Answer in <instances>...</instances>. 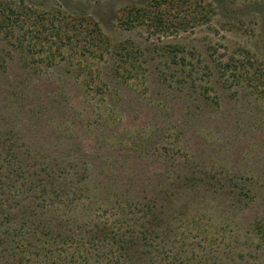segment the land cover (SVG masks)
Returning a JSON list of instances; mask_svg holds the SVG:
<instances>
[{
  "label": "rangeland",
  "instance_id": "374dc122",
  "mask_svg": "<svg viewBox=\"0 0 264 264\" xmlns=\"http://www.w3.org/2000/svg\"><path fill=\"white\" fill-rule=\"evenodd\" d=\"M5 1L89 16L108 49L131 43L140 55L133 58L136 76L120 79L109 53L81 54L80 43L63 44L45 24L19 29L23 38L15 44L0 38V232L10 227L4 220L11 215L16 221L13 215L32 213L25 205L34 206L32 187L48 181L47 174L68 177L76 169L78 185L90 192L74 195L75 211L66 205L56 213L62 221L73 218V229L130 217L132 201L174 198L172 231L204 232L196 237L203 244L211 237L223 244L216 229L234 231L236 254L253 246L264 251V240L255 244L264 235V223L255 227L264 217V194L239 209L220 189L226 179L254 181L264 192V0H189L184 9L197 11L200 21L164 31L117 21L126 4L145 0ZM166 50L187 55L191 78L187 65L165 60ZM11 153L36 160L28 158L19 170ZM49 157L60 158L64 168L51 173L56 165L43 162ZM171 182L177 197H162ZM43 190L55 206L70 203L54 197L48 184ZM192 216L200 227L186 224ZM110 261L108 255L101 263Z\"/></svg>",
  "mask_w": 264,
  "mask_h": 264
},
{
  "label": "trees",
  "instance_id": "16d2710c",
  "mask_svg": "<svg viewBox=\"0 0 264 264\" xmlns=\"http://www.w3.org/2000/svg\"><path fill=\"white\" fill-rule=\"evenodd\" d=\"M190 4L189 0H145L140 5L128 3L122 9L123 12L117 15V21L123 27L129 28L149 23L155 30L160 31L168 28L183 29L189 24L200 21V18L203 17L197 11H193L194 14L191 15V10L184 9ZM171 7L184 13L182 15L175 14L168 10ZM29 23L33 26L45 24L47 32H50L51 36L56 37L63 44L71 46L73 42L80 43L81 54L95 48L99 57L103 55V51L109 53L108 56L112 57V64H114L111 67V72L114 76H119L120 79L136 76V70L133 69L136 62L133 58L134 56L139 57V47L131 43L129 45L122 43L121 46H117L113 50L108 49L107 40L93 18L81 14L70 15L57 9L39 12L38 9L24 4L22 1L18 4L5 0L0 1V38H4L9 44H15L17 39L23 38L18 35L19 29L29 26ZM68 49L70 50V48ZM171 52L165 51V60L177 62L181 67L187 65L186 76L191 78V68L194 64L188 61L185 53L176 55L175 52L172 54ZM120 65L123 67L121 68ZM206 68L209 69L205 64L200 67L204 77L207 75ZM11 156L15 158L13 159L16 163L15 167L19 170L24 168L22 164L25 160L35 159L34 155L24 156L22 153L16 154V157L11 153ZM54 158L49 157L50 160H43L48 164L53 161V165H56L51 173L64 168L62 160L58 157ZM41 161L40 159L37 163L39 168H42ZM12 170L15 172L16 169ZM47 175L48 181L45 178L40 184L36 179L38 184L35 186L40 184V187L37 189L32 187V192L37 193L34 206H32V202L25 205L27 209L32 208V213H17V215H13L14 217L18 216L15 218L16 221L12 220V215L10 219L4 220L11 221V223L9 228L5 227L0 232V236L2 235L0 237V259L3 258V262L0 264H103L101 261L108 255L114 258V262L110 261L108 264H264V251H258L254 246L252 251L247 253L240 251V254H236L233 251L235 247L234 231L231 233L223 232L224 229L214 231L216 235H221L223 244L217 243L214 237L204 244L200 243L196 237H204L202 235L204 232L189 233L182 229L181 231H172L174 216L172 217L171 214L176 209L173 205V202H176L174 198L161 201L143 198L132 201L131 204L135 207L129 206L130 212H132L130 217L126 213H122L123 219L120 220L119 217L109 225L94 224L92 228L88 227L89 229H87V222H85L82 228L78 226V229H73L75 227L73 218L67 216L62 221L56 213L64 209L66 205L75 211L76 207L71 204L77 202L74 195L77 193L80 196L81 193L87 194L90 191L87 187L78 185L76 169L73 171L71 169L68 177L63 173L59 177H57L58 175L54 177ZM225 181L226 179L220 189L233 207L241 209L248 201L256 200L257 197L264 194L260 189H257L254 181L248 184ZM74 182L77 186L72 188ZM46 184L51 187L54 197L70 201V203L55 206L53 197L48 198V192L43 190ZM174 184L171 182L163 186L168 191L162 197L174 195L177 197L176 191L170 189L172 188L170 186ZM65 189L68 194L64 192ZM109 189L111 190V188ZM19 190L18 195H24L23 190ZM125 205L126 203L122 205V208ZM18 211H21V208ZM233 216L234 213L226 217L227 223L232 220L229 217L233 218ZM185 221L190 228L200 227L197 219H194L193 216ZM263 223L264 217H261L255 223V227L257 228ZM225 237L226 240H224ZM255 238V244H259L263 242L264 235L260 233ZM179 241L180 243H177ZM33 249L35 252L31 253Z\"/></svg>",
  "mask_w": 264,
  "mask_h": 264
}]
</instances>
